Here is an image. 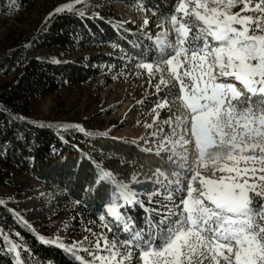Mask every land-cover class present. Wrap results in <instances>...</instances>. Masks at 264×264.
I'll use <instances>...</instances> for the list:
<instances>
[{
  "label": "snow or ice",
  "instance_id": "obj_1",
  "mask_svg": "<svg viewBox=\"0 0 264 264\" xmlns=\"http://www.w3.org/2000/svg\"><path fill=\"white\" fill-rule=\"evenodd\" d=\"M89 10L86 0H73L48 18H83ZM137 10L145 13L138 31L151 43L137 57L122 58L147 73L157 94L152 123L144 125L153 129L151 139L141 141L153 190L132 186L143 184L135 164L130 179H118L81 153L92 176L69 194L77 206L99 201V232L45 238L7 207L10 201L0 200V207L74 264H264V0H173L167 12L140 0ZM148 12L157 18L155 34ZM161 109L168 113L162 122ZM143 196L158 208L138 226L128 210L148 212ZM13 234L19 237L0 229V250L11 264H32L31 249Z\"/></svg>",
  "mask_w": 264,
  "mask_h": 264
},
{
  "label": "trees",
  "instance_id": "obj_2",
  "mask_svg": "<svg viewBox=\"0 0 264 264\" xmlns=\"http://www.w3.org/2000/svg\"><path fill=\"white\" fill-rule=\"evenodd\" d=\"M102 1L112 3L117 0ZM33 2L0 0V13L14 14L23 7L31 8ZM69 2L63 0L54 3L49 13L56 6ZM86 3L91 10L83 18L61 14L49 19L48 13L36 30L19 35L0 57V76L5 78L0 84V186L12 191L7 196L0 193V200L10 201L7 207L19 212L35 229L27 213L18 206L21 194L14 176L17 173L35 179L45 191L40 200L43 210L54 211L53 219L63 220L62 227L68 234L65 240H73L84 234L90 236L87 229L100 231L97 219L99 201L89 200L87 205L82 203L77 206L69 194L76 193L92 176L88 162H81V153L94 156L118 179H130L134 170L132 165L135 164V170L142 173L139 178L143 184L132 186L141 193L153 190L151 182L145 179L146 174H151L147 166L151 157L144 153L146 145L141 143L142 140L136 143L120 141L94 129L83 128L85 132H80L74 122L38 120L33 116V99L51 96L61 88L84 86L102 74L103 66L130 70L135 64L123 59L122 53L135 58L146 51L151 43L140 34L136 24L122 21L115 12L106 9L98 11L90 0H86ZM172 3L173 0H143L145 7L159 6L165 12ZM94 13L102 18L94 17ZM150 21L151 26L156 28V16L151 15ZM133 42L138 47L134 48ZM108 45L115 48V54L103 53ZM145 103L143 108L147 111L154 102ZM167 114L166 109L160 110L161 122ZM142 199L148 212L138 206L128 210V215L138 226L143 225L145 217L156 215L151 209L158 208L156 204H149L146 196ZM0 229L5 233L9 229L19 233V237L13 234L10 239L26 243L32 252V264H74L70 255L54 245L42 244L32 231L14 220L3 207H0ZM104 232L111 238V233L107 230ZM35 233L39 234L36 230ZM119 238L124 239V234ZM11 261V255H5L0 250V264H11Z\"/></svg>",
  "mask_w": 264,
  "mask_h": 264
},
{
  "label": "rangeland",
  "instance_id": "obj_3",
  "mask_svg": "<svg viewBox=\"0 0 264 264\" xmlns=\"http://www.w3.org/2000/svg\"><path fill=\"white\" fill-rule=\"evenodd\" d=\"M31 8L23 7L18 12L5 15L0 13V57L6 52L10 44L19 35L34 31L47 17L54 3L63 0H33ZM98 11L106 9L117 13L124 22L141 25L145 13L137 10L139 0H117L105 3L102 0H90ZM73 2V0H70ZM144 5V4H143ZM149 19L152 13H147ZM151 32L157 33L151 26ZM107 55L115 54V48L108 45L103 49ZM102 74L94 81L73 89L61 88L55 94L33 99L32 112L35 119L51 120L54 122L70 121L87 130H97L107 133L108 136L120 140L136 143L151 139L149 134L153 129L146 128L145 124L152 123L151 108L145 111L146 101L154 102L155 88L149 85L146 72L141 74L133 65L128 70L122 67L114 70L113 67L103 66ZM5 81L0 76V84ZM160 111V110H158ZM151 174H146L149 176ZM15 184L20 187L21 198L18 206L27 213L30 223L35 230L44 237L60 236L68 238L62 227V219H53L54 211H44L41 197L45 191L35 179L23 177L17 173L14 176ZM2 196L11 195L12 191L0 186ZM86 235L74 237L81 240Z\"/></svg>",
  "mask_w": 264,
  "mask_h": 264
}]
</instances>
